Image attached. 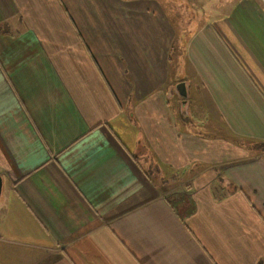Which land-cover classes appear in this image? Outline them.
I'll return each instance as SVG.
<instances>
[{
	"label": "crops",
	"instance_id": "0c3cea01",
	"mask_svg": "<svg viewBox=\"0 0 264 264\" xmlns=\"http://www.w3.org/2000/svg\"><path fill=\"white\" fill-rule=\"evenodd\" d=\"M204 8L0 0V264H264V0Z\"/></svg>",
	"mask_w": 264,
	"mask_h": 264
},
{
	"label": "rangeland",
	"instance_id": "374dc122",
	"mask_svg": "<svg viewBox=\"0 0 264 264\" xmlns=\"http://www.w3.org/2000/svg\"><path fill=\"white\" fill-rule=\"evenodd\" d=\"M164 1L166 4H169V5H173V4L179 5L181 13L183 12V9H184L186 12V15H185L186 17L184 19L181 17L184 21H186L187 18H190L194 14V12L201 11L202 9L205 10L204 6H206V8H210L214 6L215 4H217L218 2H227V0H174V1L164 0ZM183 20L179 23V25H181V31H183V26H182V24H184Z\"/></svg>",
	"mask_w": 264,
	"mask_h": 264
},
{
	"label": "water",
	"instance_id": "95a60500",
	"mask_svg": "<svg viewBox=\"0 0 264 264\" xmlns=\"http://www.w3.org/2000/svg\"><path fill=\"white\" fill-rule=\"evenodd\" d=\"M177 89H178V92H179L180 96L182 98H186V88H185V84L184 83H180L177 86ZM1 191H2V180L0 178V195H1Z\"/></svg>",
	"mask_w": 264,
	"mask_h": 264
}]
</instances>
